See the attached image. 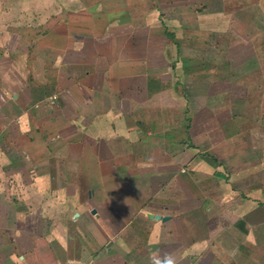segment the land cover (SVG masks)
<instances>
[{
  "label": "crops",
  "instance_id": "0c3cea01",
  "mask_svg": "<svg viewBox=\"0 0 264 264\" xmlns=\"http://www.w3.org/2000/svg\"><path fill=\"white\" fill-rule=\"evenodd\" d=\"M263 94L264 0H0V264H264Z\"/></svg>",
  "mask_w": 264,
  "mask_h": 264
},
{
  "label": "water",
  "instance_id": "95a60500",
  "mask_svg": "<svg viewBox=\"0 0 264 264\" xmlns=\"http://www.w3.org/2000/svg\"><path fill=\"white\" fill-rule=\"evenodd\" d=\"M92 212L95 213V210H92ZM150 218H153L152 214H150ZM156 218H161V216L157 215ZM163 219H165V218H163Z\"/></svg>",
  "mask_w": 264,
  "mask_h": 264
},
{
  "label": "rangeland",
  "instance_id": "374dc122",
  "mask_svg": "<svg viewBox=\"0 0 264 264\" xmlns=\"http://www.w3.org/2000/svg\"><path fill=\"white\" fill-rule=\"evenodd\" d=\"M263 99H264V94H263Z\"/></svg>",
  "mask_w": 264,
  "mask_h": 264
}]
</instances>
